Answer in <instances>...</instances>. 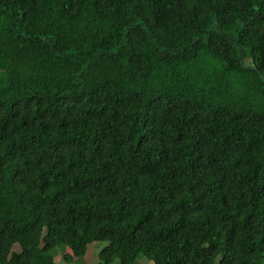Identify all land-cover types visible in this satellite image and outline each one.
Masks as SVG:
<instances>
[{
  "label": "trees",
  "instance_id": "16d2710c",
  "mask_svg": "<svg viewBox=\"0 0 264 264\" xmlns=\"http://www.w3.org/2000/svg\"><path fill=\"white\" fill-rule=\"evenodd\" d=\"M93 243L264 264V0H0V264Z\"/></svg>",
  "mask_w": 264,
  "mask_h": 264
},
{
  "label": "rangeland",
  "instance_id": "374dc122",
  "mask_svg": "<svg viewBox=\"0 0 264 264\" xmlns=\"http://www.w3.org/2000/svg\"><path fill=\"white\" fill-rule=\"evenodd\" d=\"M103 246V243H93L90 246H88V250L84 256L77 257L71 264H96L98 262V251L100 248ZM53 252L57 253L55 256V261L60 262V264H67L65 261L62 259L63 253L59 250H53ZM113 264H117V260L114 261ZM137 264H151L150 261H148L145 258H140L137 261Z\"/></svg>",
  "mask_w": 264,
  "mask_h": 264
}]
</instances>
